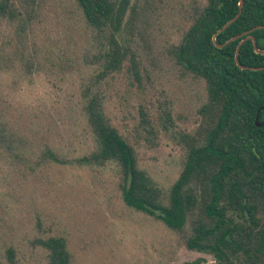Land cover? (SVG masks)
<instances>
[{"label": "trees", "instance_id": "trees-1", "mask_svg": "<svg viewBox=\"0 0 264 264\" xmlns=\"http://www.w3.org/2000/svg\"><path fill=\"white\" fill-rule=\"evenodd\" d=\"M39 1L0 0V70L17 69L26 75L38 66L33 31L34 22L41 21ZM74 1L101 44L97 55L93 54L100 68L96 80L81 93V114L93 147L71 157L48 144L42 148L30 142L11 116V105L0 97L1 152L23 166L35 154V165L114 163L126 207L160 221L186 249L213 259L197 257L178 264H264V0H243L240 15L219 32L238 13L239 0H195L187 28L169 48L181 72L202 84L204 96L197 109V126L181 135V168L168 189L160 188L139 166L135 146L111 122L105 96L96 87L100 79L126 63L140 81L143 65L135 37L143 40L147 33L143 24L148 19V2ZM248 35L254 37L259 51L246 38L236 61V47ZM142 70L148 76L144 66ZM144 122L147 132L154 133L152 125ZM32 243L41 248L39 264H74L65 236L45 234ZM15 255L12 246L4 253L0 250V264H5L3 258L16 264Z\"/></svg>", "mask_w": 264, "mask_h": 264}, {"label": "rangeland", "instance_id": "rangeland-1", "mask_svg": "<svg viewBox=\"0 0 264 264\" xmlns=\"http://www.w3.org/2000/svg\"><path fill=\"white\" fill-rule=\"evenodd\" d=\"M138 1L148 2L147 33L143 40L135 37L148 76L141 66L137 81L126 63L96 87L111 122L135 146L139 166L168 189L181 168V135L197 126L204 96L202 84L184 75L169 54L189 24L195 0ZM39 11L33 32L40 62L31 74L0 70V97L30 142L80 156L93 147L81 93L96 80L100 68L93 54L101 44L74 0H41ZM36 160L32 155L23 166L0 150V250L12 246L16 264L42 261L32 241L45 234L66 237L74 264H178L197 257L213 262L210 255L186 249L160 221L126 207L114 163L35 165Z\"/></svg>", "mask_w": 264, "mask_h": 264}, {"label": "water", "instance_id": "water-1", "mask_svg": "<svg viewBox=\"0 0 264 264\" xmlns=\"http://www.w3.org/2000/svg\"><path fill=\"white\" fill-rule=\"evenodd\" d=\"M242 4H243V0H239V4H238V6H239L238 13H237L233 18H231L230 20H228V21L222 26V28H220L217 32L221 31L223 28H225L228 24H230L233 20H235V19L240 15L241 10H242ZM250 31H251V30H248V31L244 32L243 34H247V33H249ZM217 32H216V33H217ZM216 33H215V34H216ZM215 34L213 35V41H214V42H215ZM243 34H239L238 36H241V35H243ZM238 36H235V37L231 38L230 40H232V39H234V38H236V37H238ZM246 38H250V39L252 40V42H253V45L255 46V50H256V51H259L258 48L256 47L254 37L251 36V35H248V36H246L245 38H243L242 40H240V42L238 43V45H237V47H236V51H235V59H236V61H237V55H238V49H239V46H240V44H241ZM219 46H221V45H219ZM241 67H242V68H245L244 66H241ZM256 124H257V125H260V123H258L257 120H256Z\"/></svg>", "mask_w": 264, "mask_h": 264}]
</instances>
